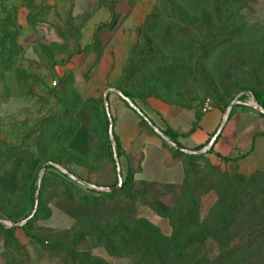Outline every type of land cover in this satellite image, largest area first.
<instances>
[{"label": "rangeland", "instance_id": "1", "mask_svg": "<svg viewBox=\"0 0 264 264\" xmlns=\"http://www.w3.org/2000/svg\"><path fill=\"white\" fill-rule=\"evenodd\" d=\"M117 91L152 113L264 93V0H0V264H264V226L232 256L230 231L190 260L176 251L211 227L228 183L248 181L264 214V174L181 153L182 183L140 181L137 156L107 194L52 165L119 185L105 103Z\"/></svg>", "mask_w": 264, "mask_h": 264}, {"label": "crops", "instance_id": "2", "mask_svg": "<svg viewBox=\"0 0 264 264\" xmlns=\"http://www.w3.org/2000/svg\"><path fill=\"white\" fill-rule=\"evenodd\" d=\"M110 103L113 133L122 153L119 161L123 176L131 170V158L138 156L141 164L135 179L182 183L185 177L182 159L175 158L174 152L161 145L159 138L152 134L151 127L148 128L120 96L111 97ZM152 108L153 113L144 112L148 118L162 131L170 129L184 148L193 151L209 143L218 133L227 111L224 107H216L201 112L198 107L184 108L162 100L155 101ZM213 150L206 157L218 165L233 167L245 177L264 174V115L252 108L237 106ZM113 181L109 180L105 185H113Z\"/></svg>", "mask_w": 264, "mask_h": 264}, {"label": "trees", "instance_id": "3", "mask_svg": "<svg viewBox=\"0 0 264 264\" xmlns=\"http://www.w3.org/2000/svg\"><path fill=\"white\" fill-rule=\"evenodd\" d=\"M123 94L126 97L131 99L130 95H128L126 93H123ZM249 95H252V97L256 100V102L261 107L264 108V93H260V92L249 93L248 92L241 97V100H246ZM227 108H228V106H227ZM227 108L224 110H227ZM141 111L143 112V110H141ZM147 118H148V116H147ZM107 119H108V123L110 124L108 115H107ZM143 121H144V123H147L144 119H143ZM150 121L152 122V120H150ZM163 132L175 144L183 147L178 141V136L175 133H173L170 129L164 130ZM115 141L117 143L118 157L121 158L122 153H121L119 141L117 138H115ZM207 144L199 147L196 151L203 150L207 146ZM172 151L176 155H182L179 151H175V150H172ZM213 151L214 150H212L211 153H213ZM190 157H192V156H190ZM222 159L226 162L229 161L228 158H222ZM113 162L115 164V169L117 171V166H116V162H115L114 157H113ZM253 177H255V176H253ZM247 182L248 181H243L239 185L228 183V184H226L224 189H221V191L222 190L227 191V193H228V196L223 198L220 202L221 207L223 206L224 209H222L221 213L217 212V213L212 214L211 218H213V220H212L213 222L210 223L211 227H209V225L208 226L205 225V229H204L203 233L200 235L201 238L192 239L189 242H187L185 244V246L179 247L176 249L178 254L184 255L183 259L185 258L187 260H190L191 259L190 248H192L194 246L206 245L207 240H213V243L215 241L216 242L215 244H217V243L220 244V240L218 239V237H219L218 235H219L220 231H222L224 233L230 231L231 233H233L235 235L233 237V239L228 241L229 243L234 242V244L236 245L234 247V249H230L228 251L229 256L237 254V252L234 250H237V249L241 250L242 245H244V243L245 244L248 243L246 246H250L251 243L255 241L252 239L254 237H257L255 235V231H257L258 229H260L261 227L264 226V222L262 221V216H264V214L262 213V211L260 209H257L256 204H253L250 202L249 194H247V188H245V186H248ZM126 185H127V182L124 181L123 188H125ZM216 190H218V188H216ZM236 191L238 193H235ZM255 202H257V201H255ZM257 203H259V202H257ZM254 213H256V214H254ZM247 220H249V221L247 222ZM257 239H258V237H257ZM219 248H223V247L220 245ZM184 252H188V253H184ZM246 260H247V258H246Z\"/></svg>", "mask_w": 264, "mask_h": 264}, {"label": "water", "instance_id": "4", "mask_svg": "<svg viewBox=\"0 0 264 264\" xmlns=\"http://www.w3.org/2000/svg\"><path fill=\"white\" fill-rule=\"evenodd\" d=\"M117 94L135 111L137 112L147 123L148 125L151 127V129L158 135L160 136L167 144H169V146L175 150V151H179L180 153L184 154V155H189V156H195V155H207L208 153H210L214 147L215 144L220 136V134L222 133L223 127L225 126V124L228 122L231 113L233 111V109L235 108V106H246L249 108L254 109L256 112L263 114L264 115V108L261 107L259 104L255 103H243L239 100L240 97H242L245 94H242L238 99H236L235 101H233L226 113H225V117H224V121L223 124L221 126V128L219 129L218 133L210 140V142L207 144V146L201 150V151H193V150H188L186 148H183L177 144H175L169 137H167L164 132L159 129L155 124H153L148 118L147 116L141 111V109L128 97H126L123 92L121 91H117ZM105 103L107 105V115L110 121V139L112 142L115 143V136L113 133V118L109 109V98L108 95L105 96ZM115 162H116V166H117V173H118V180H119V185L117 187H102V186H97L91 183H88L86 181L80 180L78 177H76L75 175H73L72 173H70L69 171H67L66 169H64L63 167L57 165V164H52L55 168H57L60 172H62L63 174L67 175L69 178H71L72 180L78 182L79 184H81L82 186H84L85 188L89 189V190H93V191H98V192H102V193H107V194H113L116 193L120 190H122L123 188V184H124V179H123V174H122V168L120 165V161H119V157L117 154V151L115 150ZM48 169V165H45L42 169V173L44 174ZM33 218V216H31L30 218H28L25 223L30 222V220ZM9 225H11L13 228H20L24 225V223H7Z\"/></svg>", "mask_w": 264, "mask_h": 264}, {"label": "built area", "instance_id": "5", "mask_svg": "<svg viewBox=\"0 0 264 264\" xmlns=\"http://www.w3.org/2000/svg\"><path fill=\"white\" fill-rule=\"evenodd\" d=\"M253 104H255V103H253ZM207 111V110H206Z\"/></svg>", "mask_w": 264, "mask_h": 264}]
</instances>
